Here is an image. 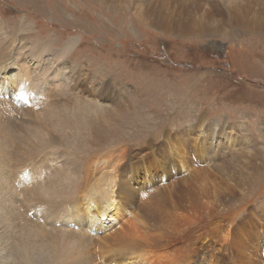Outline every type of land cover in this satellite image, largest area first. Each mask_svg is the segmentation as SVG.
Wrapping results in <instances>:
<instances>
[{
	"label": "rangeland",
	"instance_id": "374dc122",
	"mask_svg": "<svg viewBox=\"0 0 264 264\" xmlns=\"http://www.w3.org/2000/svg\"><path fill=\"white\" fill-rule=\"evenodd\" d=\"M164 1L0 0V44L3 46L5 41L2 42V39H8L4 46L7 53H12L18 50L21 38L27 49L33 43L48 41L53 43L49 53H55L70 38L78 37L79 43L68 56L61 58L57 67L62 64L68 70H77L79 66L84 68L81 76L84 74L89 81L88 91L93 92V86L95 91L100 90L99 96L88 94L89 100H94L98 108L114 113L117 107L109 98L111 90L118 96L120 116L123 118L121 124L113 125L114 135L108 138L107 143L100 147H88L86 152H81L82 156H91L115 146L142 151L140 155H143L152 150L156 142L170 145L167 138L153 139L156 135L162 136L164 129H168V135L181 134L189 141L186 149L188 160H185L187 171L178 159L174 160L161 148L165 156L163 159L157 154H147L144 160L140 156L133 158L132 168L124 175L127 183L137 190L133 200L139 204L143 202L148 208L157 207L156 218L152 216L148 224L157 222L160 212L163 221L176 213L175 216L183 217L182 224L189 227L179 234L200 243L206 237H210L211 241L217 239V232H212L216 224H229L233 237L228 244L230 249L225 253H232L230 264H264V23L259 27H250L245 24L247 20L238 22L229 14L241 4L249 10L253 7L260 10L264 7V0H168L161 11L168 19L166 26L179 27L180 23L192 25V30L185 34L168 30L161 20L156 23L144 12L148 6L157 9V4ZM203 17H207L206 20L203 21ZM22 29L26 32L23 33ZM104 95L108 97L107 101L99 100ZM79 110H82L81 107ZM88 110H93L92 104H88ZM203 114L210 121L218 119L223 123L227 118L229 123L235 124L238 127L233 130L237 144H230L227 148L223 143L226 132L215 123L204 124L210 129L203 131L204 125L200 120ZM118 115L117 122L120 120ZM17 119L20 121L19 117ZM72 121L70 123L77 127L63 129L61 141V146L71 151L76 150L75 145L80 147L92 141L88 129H84V118ZM78 132H82L81 137ZM212 138L221 140L215 148L210 143ZM149 141L152 145L148 146ZM203 141L207 142L204 146ZM173 144L172 150L179 154L176 141ZM147 146L148 149L145 148ZM249 152H253L251 156L255 155L256 160L251 159L245 164L243 160L247 159ZM162 161L165 162L163 165L160 164ZM221 166L226 170L225 175L219 171ZM50 167H53L51 163ZM212 181H217L219 187L215 188V183H210ZM222 185L225 186L223 190L228 191L225 205L217 201ZM229 193L236 198L231 200ZM130 197L120 200L124 209L131 208ZM21 206L34 210V217L28 210L29 216L34 219L25 218L27 214H22ZM34 206L23 194V199L12 213L6 212L8 216L0 214V227L7 228L11 220L12 223L16 221V225L20 226V229L19 226L18 230L15 229L17 236L13 232L16 238H20L19 231L26 227L23 224L44 229L46 217L51 218L45 217ZM131 210L126 213L127 218ZM49 211L52 213V210ZM132 213L138 215V212ZM15 216L25 223H20ZM63 220H56L52 228L46 227L49 237L59 232L60 241L52 240L59 247L64 245L65 238L63 236L61 240L60 232L63 235L67 231L66 237H78L80 240L81 229L87 233L89 240L111 234L104 235L83 222L77 226L78 222L67 221L64 222L67 227H62L60 221ZM168 237L164 239L168 252H176L183 246L175 235ZM9 242L3 240L4 246L0 247L6 248ZM85 250L88 249L73 251L72 259L80 257ZM217 250L222 252V247ZM93 264H97L95 260Z\"/></svg>",
	"mask_w": 264,
	"mask_h": 264
},
{
	"label": "bare ground",
	"instance_id": "6f19581e",
	"mask_svg": "<svg viewBox=\"0 0 264 264\" xmlns=\"http://www.w3.org/2000/svg\"><path fill=\"white\" fill-rule=\"evenodd\" d=\"M167 3L168 0H165L163 4L162 2L160 3L161 5L157 4L159 5L157 9L148 6L144 12L156 23L158 20H161L162 25L170 31L179 34H185L186 31H191L192 25L188 24L180 23L181 26L179 25V27H171V24L166 26L169 22L162 15L161 11L165 9L163 5H167ZM191 3L193 5L192 1ZM200 7L198 8L200 9ZM262 9L259 10L253 7L249 10L248 7L242 6L241 4L236 5L233 13L229 12V14L231 18L233 16L234 20H238V22L247 20L245 24L250 27H259L264 23V18L262 17L264 15V7ZM22 32H26V29H22ZM23 33L21 35H24ZM79 40L78 37L70 38L61 49L56 52L54 51L55 53H49L53 43L51 44L48 41L36 42L35 45L33 43V46L27 49V44L25 45L21 38L19 39L20 44L18 50L7 53L4 44L8 39H2V42H5H3V46L0 44V80H2V83H0V100L3 101L0 102V214L4 216L6 212L12 213L23 199V194L26 195L29 190L36 187L40 190L44 202L37 203L34 207L41 210L45 217L47 215L52 219V216L48 215L49 208L52 207L51 214L53 217L58 219L63 218V223L76 221L79 224L75 225L80 226L83 222L91 229L100 230L104 235L111 233L100 239L92 240L90 238L89 240L86 238L88 236L87 233L81 229L80 237L82 240L77 237L73 241L72 249L73 251L88 249L85 250L87 255L85 251L84 253L82 252V255L78 254L80 257L73 258V264H93L94 260L97 264L232 263V258L230 257L232 253L230 255L229 253H225V251L230 249L228 248V244L233 237V230L231 231L229 229V224H216L212 232H217V239L211 241L209 239L210 237H206L201 243L200 241L190 240L179 234L187 231L189 227H186L187 224H182L184 221L183 217L175 216L176 213L170 215L168 219L164 216L166 217L164 218L166 221H163L161 220L160 212L158 221L153 224H148V222L152 221V216L156 218L157 207L148 208L143 202L139 204L137 200H133L137 190L131 184H128L124 178L125 173L129 172L132 168L131 162L133 158L138 159L137 157L140 156L139 158L144 160L147 154H157L158 157L163 159L165 156L162 155L163 150L161 148H164L168 152V156L171 154L174 160L178 159L183 169L187 171L188 164L185 160H188L186 149L189 141L184 136L178 133L168 135V129L166 128L161 131L162 136L156 135L153 139L160 137L167 138L170 145L167 146V144L161 142H156L152 145L149 141L146 145H152L153 149L146 151L143 155H140L142 151L135 152L131 149H125L122 146H115L91 156L86 154L84 157L82 156L81 152H86L88 147L92 145L100 147L107 143L108 138L114 135L115 129L113 125L115 124L117 126L121 124L123 118L120 116L121 110L119 108L118 96L111 92V90L109 91V98H112L114 106L117 107L114 113L112 111L110 112L109 109L103 110L100 107L98 108L99 105L94 100H89L88 94H92V97L93 95L97 96V94L99 96L100 90L95 91L93 86V92L88 91L87 87L89 86L87 83L89 81L84 74L81 76L84 68L80 69L79 66L77 70H68L66 68L64 69L62 64L57 67L59 62H61V58L68 56V53L75 48ZM30 71H32V78ZM93 85L100 88L99 84L94 83ZM26 91L30 95L26 96ZM21 95H23V98H21ZM107 98L104 95L99 100L104 99L107 101ZM72 100H76L77 103L74 104ZM86 100L87 102H85ZM88 104H92V111L88 110ZM80 107L84 112L79 110ZM74 114H80L79 116L82 115V117H75ZM117 115L120 117L119 122L116 121ZM18 117L20 121H17ZM74 117L77 119L84 118V129H88V133L92 136L91 142H86L80 147H78L79 145H75L74 147L77 151L75 149L71 151L61 146L63 129L77 127L72 125V119H75ZM200 120L203 125L215 123L217 127L224 128L226 138L223 143L227 148H230V144L232 146L237 144L233 130L238 129V127L233 123H229L227 118L221 123L218 119L210 121L203 114ZM209 125H204L202 130L208 131L210 129ZM78 134L81 137L82 132H78ZM74 136L75 134H73ZM244 136H246L245 138L248 137L246 134ZM174 141L178 145L179 154L172 150ZM220 141L218 138H212L210 143L215 148ZM206 144L207 142L203 141L202 145L204 146ZM148 146L145 148L148 149ZM50 148L53 149L50 150ZM249 153L247 159L244 158L245 162L243 160L245 164L251 159L256 160L255 155H253L254 157L251 156L253 152ZM50 163L53 167H50ZM164 163L163 161L160 162L162 165ZM96 167H98L97 173L95 172ZM219 171L223 174L226 173V170L222 166ZM210 183H215V188L220 185L217 181ZM224 185L220 187V194L214 190L219 195V200L217 199V201L220 205H225L228 202V191L226 189L223 190ZM96 192H98L100 197H98ZM5 194L7 195L5 196ZM230 195L231 200L236 198L232 193ZM58 196L61 197L60 200ZM129 196H132L130 197L131 201H129V206L132 210L131 208L124 209L120 205V200L128 199ZM6 205L7 210L5 208ZM28 210L32 211L30 213L34 217V210L21 206L22 214H27H24L26 216L25 218L30 215ZM130 210L131 214L129 213L130 216L127 218L126 213ZM132 212H138V215ZM33 217L31 218L34 219ZM18 220L20 219L18 218ZM22 220H20V223L23 224L25 220ZM144 220L147 224H145ZM14 222L15 224L13 225ZM14 222L12 223L11 220L8 225L6 222L7 228L0 227V240L7 239V241H11V243L9 242L10 245L6 248L0 247V259H4L9 252H13L21 244L33 249H39L40 254L47 252L50 241L46 227L50 226L52 228L54 225L46 223L43 226L44 229H38L32 222L34 227H31L30 224H23L26 227L22 226L23 231H19L20 238H16L15 236L17 234L15 229L19 225H16V221ZM1 226H4L2 222ZM151 227L153 228V232ZM13 232L16 234L15 236ZM66 232L63 235L60 232L61 240L63 236H67L68 232ZM57 233L59 232L55 233L59 237ZM170 234L175 235L183 245L177 248L176 252L167 251L164 239H169L170 237L168 236ZM56 236L52 235L53 242L60 241L56 240ZM2 241L0 242V246H4ZM221 247L222 252H220L221 250H217L219 248L221 249ZM60 249V254L63 256L64 245ZM239 257H237L239 260H243V258Z\"/></svg>",
	"mask_w": 264,
	"mask_h": 264
},
{
	"label": "clouds",
	"instance_id": "9594fccd",
	"mask_svg": "<svg viewBox=\"0 0 264 264\" xmlns=\"http://www.w3.org/2000/svg\"><path fill=\"white\" fill-rule=\"evenodd\" d=\"M26 195L28 200L33 204L44 202L40 190L36 187L29 190ZM5 208L7 210V205ZM51 209L53 208L50 207L49 210ZM48 215L52 216V219L49 220L46 217V222L55 225L58 218H54L50 211L48 212ZM60 222L62 227H67L62 221ZM56 240L58 241L59 237H57ZM74 240L75 237L72 236L64 238L63 256L60 254L61 249L58 243H53L51 237H49L50 243L45 254H40L39 249H33L21 244L18 248H15L13 252H9L4 259H0V264H73L72 244Z\"/></svg>",
	"mask_w": 264,
	"mask_h": 264
},
{
	"label": "snow or ice",
	"instance_id": "6c2138e0",
	"mask_svg": "<svg viewBox=\"0 0 264 264\" xmlns=\"http://www.w3.org/2000/svg\"><path fill=\"white\" fill-rule=\"evenodd\" d=\"M21 98H23V95H21Z\"/></svg>",
	"mask_w": 264,
	"mask_h": 264
}]
</instances>
